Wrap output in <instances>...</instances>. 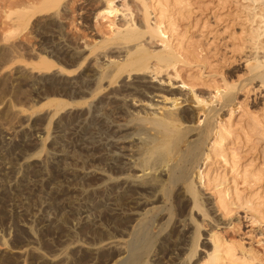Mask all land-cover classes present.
Returning a JSON list of instances; mask_svg holds the SVG:
<instances>
[{"label":"rangeland","instance_id":"1","mask_svg":"<svg viewBox=\"0 0 264 264\" xmlns=\"http://www.w3.org/2000/svg\"><path fill=\"white\" fill-rule=\"evenodd\" d=\"M46 1L0 0V45L10 46V50L7 51L4 50L5 48L0 49V70L7 69L16 74L20 68H27L35 74L45 73L41 78L26 79L21 76L12 82L9 80L4 83L0 82V118L2 120L0 122L4 124V127L13 128L15 123L10 118V111L13 108L22 109L31 115V120L24 123L26 130L21 131L16 139L22 138L27 131L36 135L40 134L41 136H38L42 138L37 147L35 145L32 148H27V150L24 149L17 157L12 152L15 145L8 146L5 141L0 140V160L5 157L10 159H5L0 163L2 165V167L0 165V176L3 174L0 177V251H2V253L0 252V264H15L14 261H16V264H39L35 258L30 256H16L17 252L34 247L42 255L48 256L51 253L50 251L58 253L64 247L88 246L96 244V242L99 243L107 237V218L104 212V205L100 201L103 197L102 192L99 190L91 192L87 183H84V187L77 178L67 180L58 177L56 174L58 164L62 163H66L65 165L68 164V167L76 169H84L86 166L87 168L103 167L102 161L93 159V157L97 158V156L99 158L101 152L87 151L86 145L82 146L80 143L83 142L84 138L99 141L106 135V131L99 124L90 121V118L85 119L86 116H79L80 118L76 120L75 116L68 118L65 115L67 114V109L70 108H75L76 110L88 109L87 101L91 98L90 91H87V93L81 95L83 97L80 96L79 98L71 90L66 91L68 93L64 92L63 88H60L63 83L49 77L52 72L61 69L64 78H74L77 82L81 81L78 82L79 85L85 88L82 84L85 85L86 83L89 86L87 83L89 79L93 80L105 71V61L98 55L111 46L110 42L115 37V30L118 29V24H121L124 19V17H120L121 13L112 12L108 14L102 12V9L106 8L107 5H112L114 8L118 7L119 9L121 7L123 10L127 7L125 13L129 15L128 18L130 20L128 18H125V20L128 19V25L131 28H136V26L141 24V31L145 30L148 25L153 29V33H145L137 39L142 40L141 42L147 41L145 44L148 46L144 44L143 49L148 52L155 49L161 50L162 48L170 50L171 44L175 46L180 44L178 48L183 55V59L176 64L177 77H175L174 69L169 70V77L174 76L171 78V83L175 84L177 82L176 86H179L181 81L185 82V86L182 84L180 86H183L182 88L189 95V101L192 102V97L207 101L208 106L205 107V110L209 107L207 111L211 112V124L213 126L222 124L220 126H223L231 135L228 140L224 139L226 141H223L225 151L221 155L224 156L223 154L226 153L224 157L218 154L219 157L216 155V157L213 156L212 159L206 160L205 153L208 149H204V145L203 149L197 154L196 159L186 165L189 169L188 181L196 186V191L200 198L198 199L200 206L191 196L192 199L187 201L185 209H183L184 213L180 212L182 204L180 205L179 200H177L175 189L173 188L167 196H164L162 203H159L161 205L159 210L147 216L145 222L149 223L147 234L151 240L147 248L140 250L142 260L139 264H166L165 259L159 257L162 255L163 250L169 247L168 242L163 241V239L176 225H179V229L182 227L189 228L187 236L189 234L191 236L189 235V240L188 237L184 240L185 243L182 239H178L179 241L182 240L180 242L183 245L185 244L187 251L179 260L174 255V258L167 264L178 263V261L183 259H185V264H187L188 260L192 262L195 259L197 253H206V250L209 251V249L211 251L212 244L209 245V249H203L201 241L205 237V239H208V235L214 232L217 236H220L221 240L236 247V253L239 257L244 253L245 255L243 256L245 258L249 257V260L252 259L253 264H264V84H261L264 81L254 78L251 71L252 58H260L264 54V50L255 49L248 41L251 30L256 29V26L258 27L259 25V23L257 25L254 22L252 23V18H249L254 13L252 9L254 5L246 0H169L170 8L168 7V14L170 19L173 20L172 27L174 26V32L168 31L163 36L153 28L154 19H156L155 12L154 14L151 13V7L147 9V5H151V0H52L53 2L50 6L45 8ZM107 2H111V4ZM147 11L150 12V15H147ZM169 33L172 34V38ZM261 39L262 43H264V38L262 37ZM68 48L69 50H67ZM71 53L76 54L75 57H72L73 59L69 58ZM15 76L18 77L20 75L16 74ZM79 78L82 79L80 80ZM83 78L86 79L83 80ZM191 86L192 88H190ZM216 88L221 92L219 99L213 96L217 92ZM228 88H230L231 95L230 104L225 103L222 98L224 94H227ZM67 94L70 97L74 95V98L68 97ZM55 101H60L63 106L61 108L56 107ZM122 116L119 114L112 116L114 117L113 121L117 123L131 121L129 117L127 118L128 115L126 117H124L125 115ZM252 117L257 118L259 122L261 121L259 124L262 133L249 130ZM69 120L72 121L71 124L77 126V132L71 129V124H68L70 123ZM201 120L203 121V119ZM202 121L198 123L201 128L204 125ZM94 125H97L96 127L99 130ZM184 125H181V127L185 130L186 127ZM144 126L143 132H132L131 136L135 138L139 136L145 137L146 134L154 132L148 123H145ZM27 128L29 129L27 130ZM200 129L198 128V131ZM190 133L184 132L181 145L191 138ZM209 134L211 136L210 131ZM0 139L2 138L0 137ZM209 139L206 140L208 146L210 145ZM184 144L181 147H184ZM9 147L11 149L8 153L5 150ZM60 151L66 155V158H61L62 161L60 158L55 157V154ZM5 161L8 163L3 164ZM7 165L12 167V169H4ZM244 171L248 172L247 174H252V171H254L253 173L258 172V175L260 172L261 176L259 175L258 181H254V178L257 177L248 179V177H244V173H246ZM201 173L207 176L209 181L206 178H202L201 182L199 179ZM49 174H53V177ZM12 183L15 185L14 187H12ZM28 184L29 187H27ZM216 191H220V194H223L227 200L228 208L225 210L226 212L219 211L216 207L213 195ZM66 195L69 196V199H67ZM82 199L84 200L82 201ZM57 201L63 207H60L59 204L56 205ZM256 203L258 205L256 211L253 212L248 207V204L252 207ZM82 207L87 208L91 217L89 220L93 223L83 232L80 230L77 233L71 232L72 230H77L74 225L77 224L79 219L77 212ZM73 213L74 215L71 216ZM75 213L76 218L78 217L77 219L75 218ZM46 216L52 217L50 221L52 223L57 218L62 219L63 226L58 227V233L55 231L58 230L57 228L55 230L54 228L52 229V223L48 224L43 219H46ZM54 216L56 217L55 219H53ZM70 220L72 221L70 222ZM187 222L190 223V226H188ZM27 227H31L34 242L29 240L28 235L25 236L28 233L26 231ZM102 229H105V232ZM134 232L136 235L140 233L139 230ZM134 232L131 237L135 235ZM67 234L69 237H67ZM122 238L125 242L122 241ZM128 238H130L128 235L122 237L117 235L115 238L121 241L122 250L124 249V252L119 257L127 254ZM197 239H199L198 247L195 248L194 241H197ZM60 241L63 244L65 243V246L62 242L59 243ZM194 249H197V252H194ZM85 254L87 259L79 260V257L82 256L80 255L76 263L72 264L112 263L107 252L97 255L87 252ZM119 257L116 256L115 258L120 259ZM115 258L114 260H116ZM153 259H155V262H152ZM2 260L7 262L5 263Z\"/></svg>","mask_w":264,"mask_h":264},{"label":"bare ground","instance_id":"2","mask_svg":"<svg viewBox=\"0 0 264 264\" xmlns=\"http://www.w3.org/2000/svg\"><path fill=\"white\" fill-rule=\"evenodd\" d=\"M173 1H176V0H173ZM246 1H250L252 3V5H254V7L252 8L254 13L252 14V16L250 15L251 17H249V18H252V23L254 22V23H256V25L259 23L258 27L256 26V29L254 28L251 30L250 38L248 41H250L251 45H253L255 49L264 50V43H262V41H261L262 40L261 38L262 37L264 38V0H246ZM52 2H53L52 0L51 1L47 0L44 7L47 8L48 6H50V4ZM111 2L110 3L107 2V3L111 4ZM112 4H113V2H112ZM150 7L152 9L151 13L154 14V12H155V18H156V19H154L155 23L153 22L154 23L153 28L156 29L157 32L160 35L162 34L163 36H165V33H167L168 31L171 33L174 32V29H173L174 26L172 27V25H173L172 21L173 20L170 19V16L168 14L169 13L168 12L169 0H151V5L150 4H149V6L147 5V9H149ZM26 8H28V7L26 6ZM175 8H177V7H175ZM125 9L127 10V7ZM125 9L123 10V8H121V7L119 9L118 7L114 8L112 5H107L106 8L102 9V12H105L108 14L112 13V12L119 13V14L121 13L120 17L121 16H122V18L124 17L123 20H125V18H128V16H129V15H127V13H125V11H126ZM126 15H127V17H126ZM147 15H150V12L147 11ZM128 19H126L127 21L125 20L124 22L122 20V23L118 24V29L115 30L116 31L115 37L110 42L111 46L109 48H107V50L99 53L98 56L102 57V59L105 61V63H104L105 71L103 73H101L100 76H98L97 78H95L93 80L89 79L87 81L89 86H87L86 83H85V85H83L82 84L84 82L83 81L81 84L85 88H82L81 85H79V83H78L81 81L77 82V80H74V78H64L62 76L61 69L55 70L54 72H52V74H50L51 76H49L50 78L57 80V81H61L63 83V85H61L62 87H60V88H63L64 92L71 90V92L73 94H75L77 97L79 96V98L81 95L87 93V91L88 92L90 91L91 98L87 101L88 106H89L88 109H83V110L77 109L76 110L75 108H70V109H67V114H65V115L68 118L70 116H75L76 120H77V118H80L79 116H86L85 119L90 118V121H92L96 124H99V126L103 130L105 129L104 131H106V135L101 140L99 139V141H94L95 139L90 140L89 138L88 139L84 138L83 142L80 143L82 146L86 145L85 147H86L87 151L93 150V151H100L101 152V156L99 155V158L97 156V158L93 157V159L99 160L100 162L102 161L103 167H101V168H95V167L94 168H91V167L87 168V166H86V168H84V169H76V168H70L67 166L68 164L65 165L66 163L64 164L61 162L62 164H58L56 174L58 177H60L62 179H67V180L77 178L78 181L82 182L83 186H84V183L85 184L87 183L88 186L90 187L89 191H91V192L97 191V190L102 192L103 197L100 199V201L104 205V212H105V215L107 218V227H108L107 237L105 240H101L99 243L96 242V244H92V245H88V246L76 245L75 247H69V248L64 247L62 250H59L58 253L57 252L52 253V251H50L51 253H49L48 256L42 255L34 247L28 248V249H25L22 251H18L16 256H19V257H29L30 256L31 258H35L39 264H72V263H76V261L78 260V256L82 255V253H84V251H85V253L87 252V253H91V254H95V255H97L99 253L107 252L109 260L112 261L111 264H137V263L139 264L142 260V255L140 253V250L147 248L149 246L150 240H151V238L147 234L148 233L147 229L149 227L148 226L149 223L145 222V219L147 218V216H149V214L153 213L154 211L156 212V210H159V208L161 207V205H159V203H162V199L164 198V196H167L168 193L170 192V190L173 188L175 189L177 200H179L180 205L182 204V206L180 207V212H183V209H185V205L187 204V201L189 199L193 198L194 201L198 202V199H200V198H199L198 192L196 191L195 184L190 183L188 181L189 169L187 168L186 165L193 162L196 159L197 154L199 153L200 150L203 149L204 145H205L204 149H208L207 152L205 153L206 154V158H205L206 160H210L213 158V156L216 157V155H218V154L221 155L223 153V151H225L223 141H226L231 137L230 132L227 131L223 126L221 127L220 125H222V124H220V125L216 124L217 126H213L211 124V117H210L211 112L209 113V111H207L209 109V107L207 110H205V107L208 106V102L201 99V98H198V97H192V102L189 101V99H188L189 95L182 88L183 86L182 87L180 86L181 84L184 85L185 82L181 81V84L179 86H176L177 82L175 84L171 83V78H173L174 76L170 78L168 72L170 69H174L175 70V77H177V72H176L175 67H176V64L179 63L180 61H182V59H183V55L179 52V48H178L180 46V44L177 46L171 44L170 50H164L162 48L161 50L155 49L154 51L152 50L151 52H148L147 50L143 49V45L145 43H147V41L141 42L142 40L140 41L137 39L142 37L145 33H148V32L153 33V29H151V27H149V25H148V26H146L145 30L141 31L142 25L139 23L138 24L140 26L135 25L136 28H131L128 25ZM134 22H136V21H134ZM170 35L172 38V34H170ZM179 43H181V42H179ZM145 45H147V44H145ZM9 47L0 45L1 50H2V48H5L4 50H6V51L10 50ZM19 48H20V46H19ZM64 48L66 49V47H64ZM67 50H69V48ZM66 51H64V52H66ZM50 52L52 53V51H50ZM66 54H67V52H66ZM75 55L76 54L71 53L69 55V58L75 57ZM12 56H14V55H12ZM63 56H65V55H63ZM53 57H54V55H53ZM184 58H186V57H184ZM98 59H100V58H98ZM251 65H252L251 71H252L254 78H257L258 80L264 81V54L260 58H258V57L252 58ZM99 69H101V68H99ZM17 72L18 73H16V74L20 75L18 77L15 76L16 74H14L13 71H10L7 69H1L0 70V82L4 83L6 80H9L12 82L16 78H19L21 76H24L26 79L27 78L28 79H36V78H41V76L45 75V73L35 74L32 70L27 69V68H20V70H18ZM79 73H80V71H79ZM82 75H84V74H82ZM94 75H95V73H94ZM84 79H86V78H83V80ZM43 83H40V84H43ZM114 83H116V84H114ZM261 84L263 85L264 83H261ZM21 85H23V84H21ZM34 87H35V85H34ZM190 88H192V86ZM216 90H217V88H216ZM227 91H228V92H226L227 94H224L222 96L225 103H229V101L231 100L230 88H228ZM66 93H68V92H66ZM67 96L70 97L68 94H67ZM213 96H214V98L219 99L221 96V92L219 90H217V92ZM81 97H83V96H81ZM70 98H74V95L71 96ZM54 103H55V106L58 108H61L63 106V104H61L60 101H55ZM141 113H143V114H141ZM116 114L117 115L119 114L121 116L125 115L124 117H126V115H128L127 118L129 117L131 119V121L129 120L126 123H124V121L122 123H120V122L117 123V122L113 121L114 117H112V116H116ZM10 116H11L10 118L12 119V121L14 120L15 126H13V128L10 129V128L4 127V124L0 122V137L2 138L0 140H2L3 142L5 141L6 145H8V146L15 145V148L12 152H14V154H16V157H17V155H19V153L23 152L24 149L27 150V148H30V147L32 148L35 145L37 147V144L40 143L42 138L40 137L41 136L40 134H38V135H40V136H38L35 133L33 134L32 132L27 131L26 133H24L22 138H19V140H17L16 138L18 137V134L21 131H24V129L26 128L24 126L25 125L24 123H27V122H29V120H31V115L26 113L22 109L13 108L10 111ZM201 119H203V121ZM0 120H1V118H0ZM69 121H70V123H68V124H71L72 121L71 120H69ZM201 121L204 123L202 128L199 127L200 124L198 125V123ZM250 122L251 123H250L249 130L251 129V131H254V132L255 131L261 132V126L259 124L261 121L259 122L257 120V118L252 117ZM145 123H148L154 132L146 134L145 137L139 136L138 138H135L134 136H131L132 132H139V133L143 132L144 127H145L144 126ZM181 125L182 126L184 125L186 127V129L184 130V128H182ZM70 126L74 132H77V126H75L74 124H71ZM94 126L96 127L97 125H94ZM31 128H33V127H31ZM96 128L98 129V127H96ZM198 128L199 129L201 128V129L198 131ZM28 129L29 128H27V130ZM34 129H36V128H34ZM98 130H97V132H98ZM209 131L211 133V136L209 134ZM184 132H191L190 133L191 138H189L185 144L183 143L184 147H181L183 145V144L181 145V142H183ZM34 135H36V136H34ZM58 135H59V133H58ZM102 135H103V133H102ZM89 136H91V135L89 134ZM208 138H210L209 139V143H210L209 146L210 147L206 144V140ZM224 139H226V140H224ZM58 140H60V139H58ZM63 143H65V142H63ZM53 144H55V143H53ZM10 149L11 148L9 147L8 149H6V150L4 149V150L9 153ZM91 154H93V153L91 152ZM225 154L226 153H224L223 155L225 156ZM219 155H218V157H219ZM65 156L66 155L62 151L55 154V157L60 158V160H61V158L65 157ZM224 156L221 155V157H224ZM19 158H20V156H19ZM5 159L10 160L9 158L5 157L4 159L0 160V163H2ZM20 160H21V158H20ZM225 160H227V159H225ZM6 163H8V162L5 161L3 164H6ZM69 164H70V162H69ZM8 165L6 167H4V169H6V170L10 169L11 170L12 167H10ZM74 165H77V164H74ZM89 165L90 164L88 162V166ZM263 165H264V163H263ZM44 166H46V165H44ZM92 166H93V164H92ZM1 167H2V165H1ZM50 168H51V166H50ZM0 170H1V168H0ZM244 172H246V171H244ZM253 172L254 171H252V174L251 173L247 174L248 172L244 173V177H246V178L248 177V179L252 178V177L253 178L257 177V178H254V181L255 180L258 181L259 177L261 176L260 172H259L260 176L257 174L258 172H256V173H253ZM54 174H55V172H54ZM52 175H50V176H52ZM1 176H3V174ZM32 178H29V179H32ZM202 178L207 179V176H204L201 173L199 175V179L201 182H202ZM64 181L66 182V180H64ZM207 181H209V180L207 179ZM246 181H247V179H246ZM72 183H73V181H72ZM243 183H244V181H243ZM14 186L15 185L12 183V187H14ZM64 186H67V185H64ZM64 186H63V188H64ZM27 187H29V184ZM69 187H72V186H69ZM21 190H22V188H21ZM0 191H1V189H0ZM57 191H58V189H57ZM54 193L56 194L55 191H54ZM4 194H5V192H4ZM213 195H214L215 204H216L217 209L219 211L226 212L225 210L228 208L227 207L228 204H227V200L225 199L223 194L221 195L220 191L219 192L216 191L213 193ZM191 196H192V198H191ZM68 197L69 196H67V199H69ZM238 199H239V196H238ZM83 200L84 199H82V201ZM88 201H90V200H88ZM246 201H247V199H246ZM57 202L58 203L56 205L59 204L60 207H63V205L61 203H59V201H57ZM246 203H248V202H246ZM250 203H251V201H250ZM197 204L200 206V202H198ZM238 204H240V203H238ZM248 205H249L248 207H250V210L255 212L258 204L256 203V205L254 204L255 206L252 205V207L250 204H248ZM97 206H98V204H97ZM55 208H56V206H55ZM56 210H57V208H56ZM98 210H101V209H98ZM58 211H59V208H58ZM77 214L79 216V219L77 221V224L74 223V224H76L74 226H76L75 229H77V230L71 231V232H76V233L79 230L83 232V230L87 229V227L89 225H91V223H93V222H91V220H89V218H91V217H90V214H88L87 208L82 207L80 209V211L77 212ZM72 215H74V213L71 214V216ZM55 216H57V215H55ZM55 216L53 217V219L56 218ZM65 216H66V214H65ZM92 216H93V214H92ZM102 216H104V215H102ZM51 218L52 217L46 216V219L45 218H43V219L45 221H47V223L49 224V223H52V222H50ZM75 218H76V213H75ZM61 221H62L61 218L60 219L57 218V219H55V222L51 224L52 229L53 228H54V230L56 228L58 229V230H55V231H57V233L59 231L58 227L63 226V222H61ZM71 221L72 220H70V222ZM71 226H73V225H71ZM188 226H190V223H188ZM102 227H103V225H102ZM178 227H179V225L174 226V228L169 232V234L167 236H165L163 239V241L168 242L167 244L169 245V247L164 249L162 255L159 257L164 258L166 261L165 262L166 264H167V262H170L172 258H174V255L177 256V259L179 260L181 258V256H184L183 254L185 253V251H187L185 244L183 245L180 241H182V240L184 241L185 239H187V237L189 240V237L191 236L190 234H189L190 236L189 235L187 236V233H189L188 232L189 228L182 227L181 229H179ZM22 228H24V227H22ZM30 228L31 227H27L26 231L28 233L26 232L27 234H25V233L24 234H25V236L28 235V237L30 238L29 240H31V242H34L35 241V240H33L34 236L32 234V230ZM20 230L22 231L21 228H20ZM90 230H89V233H90ZM102 230L104 231L105 229H102ZM135 230L136 231L139 230L140 233L138 235H136L134 232ZM92 231H93V228H92ZM190 231H191V229H190ZM47 232H48V230H47ZM47 232H45V233H47ZM133 232L135 235L133 237H131V234ZM62 234H64V233H62ZM42 235H44V234H42ZM74 235H75V233H74ZM117 235L119 237H122L124 235H128V237H130V238H128L129 241L127 244V246H128V250L126 252L127 254L123 255L122 257H119V256L124 252L123 251L124 249L122 250L121 241L115 239ZM67 237H69L68 234H67ZM205 238H203V240L201 241V244H202L201 247L203 249H207V248L209 249V245L212 244L211 245V247H212L211 251L209 249V251L206 250V253L205 252L202 254L197 253L195 259H193L192 262H189V260H188L187 264H253L251 261L252 259L249 260L248 259L249 257L245 258V256H243V255H245L244 253L242 256L239 257L236 253V251H237L236 247H234L232 244L227 243L224 240H221L220 236H217V234L215 232L210 233L208 235V239H205ZM178 239H182V240L179 241ZM67 240L69 241V239H67ZM188 240H186V241H188ZM122 241L125 242L123 240V238H122ZM61 242L62 241H60L59 243H61ZM198 242H199V239H197V241H194L195 248L198 247ZM184 243H185V241H184ZM62 244H63V242H62ZM186 244H188V243L186 242ZM33 245H35V244H33ZM63 245L65 246V243ZM46 247H48V246L46 245ZM0 252L2 253V251H0ZM10 252H12V251H10ZM194 252H197V249H194ZM12 253H14V252H12ZM12 253H11V255H12ZM85 253H84V255L79 257V260H82L83 258L87 259ZM3 255H5V254L3 253ZM13 256L15 257L14 254H13ZM116 256H118L120 259L115 258ZM249 256H250V254H249ZM93 258H95V257H93ZM114 258L116 260H114ZM155 259H157V258H155ZM155 259H153L152 262H155ZM117 261H119V262L115 263ZM3 262H5V261H3ZM14 262L16 264V261H14ZM185 263H186V261H185V259H183L182 261H178V263H174V264H185Z\"/></svg>","mask_w":264,"mask_h":264}]
</instances>
